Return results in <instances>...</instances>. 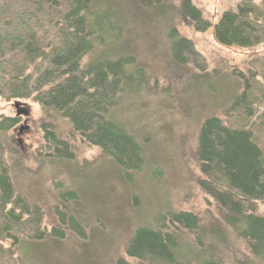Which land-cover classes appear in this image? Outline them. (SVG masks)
I'll list each match as a JSON object with an SVG mask.
<instances>
[{
    "label": "trees",
    "instance_id": "trees-1",
    "mask_svg": "<svg viewBox=\"0 0 264 264\" xmlns=\"http://www.w3.org/2000/svg\"><path fill=\"white\" fill-rule=\"evenodd\" d=\"M172 3L0 0V98L40 106L45 159L59 164L75 161L71 139L59 135L58 125L64 121L70 136L98 148L125 178L143 169L142 141L122 122V117L135 114L123 102L166 92L158 94L152 78L138 64L134 50L140 31L148 38L147 31L165 30L169 78L182 82L186 76L181 84L193 83L192 91L203 86L212 93L228 90L223 77L216 81L222 90L210 85L206 60L176 28V22H182L205 33L211 23L193 0H182L179 7ZM214 36L227 48L253 50L264 45V0H242L225 12ZM192 68L203 77H193ZM251 90L246 78L245 92H234L225 118L209 117L199 132V187L216 204L214 221L203 224L190 212L168 213V225L157 222L156 227L135 231L126 249L129 259L137 264H225V256L217 259L219 252L233 255L232 246L240 242L245 256L264 264V217L258 213V203L264 202V135L258 131L264 113L262 123H256ZM19 118L0 117V264H21L20 254L28 246L62 241L66 231L85 238L79 221L60 212V228L48 232L42 211L17 189V181L31 170L20 159H11L6 150L8 134L20 124ZM239 121L243 126H233ZM66 195L63 200L77 203L75 193Z\"/></svg>",
    "mask_w": 264,
    "mask_h": 264
},
{
    "label": "rangeland",
    "instance_id": "rangeland-1",
    "mask_svg": "<svg viewBox=\"0 0 264 264\" xmlns=\"http://www.w3.org/2000/svg\"><path fill=\"white\" fill-rule=\"evenodd\" d=\"M181 1L172 0V5L179 7ZM193 2L212 28L199 33L182 22H176V28L206 60L210 85L222 90L216 81L223 77L229 88L212 93L203 86L193 87L192 91L193 83L190 87L181 84L188 79L186 76L182 82L169 78L165 30L147 31L148 38L140 31L143 35L137 37L138 49L134 50L138 64L152 78L150 82L158 94L166 93L141 95L139 100L123 102L135 116L122 117V122L139 137L146 151L143 169L129 174L130 178H125L98 148L76 135L70 136V127L64 121L58 125L59 135L71 139L75 161L59 164L45 159L42 110L30 101L25 103L27 106L23 108L28 115L21 116L20 124L9 132L6 147L11 159H20L31 168L17 181V189L31 206L42 211L48 232L60 228V212L79 221L85 238L77 232L66 231L62 241L47 240L35 247L28 246L22 255L19 253L21 264H118L120 260L137 264L127 257L126 249L138 228L156 227L157 222L168 225V213L190 212L203 224L214 221L216 204L199 187L202 180L197 160L199 132L209 117L225 118L234 92H245L247 78L252 83L249 97L257 107L254 108L256 123L263 122L258 131L264 135V121L260 122L264 113V45L245 50L223 47L215 40V25L242 0ZM193 71V77H203ZM153 86L150 85L149 91L152 92ZM188 89L190 91L185 92ZM13 104L0 98V117H16ZM243 124L239 121L233 126ZM261 139L264 141L262 136ZM68 192L75 193L77 203L69 198L63 200ZM258 213L264 217V202L258 203ZM232 249L235 250L233 255L222 251L217 259L225 256V264H259L242 253L240 242Z\"/></svg>",
    "mask_w": 264,
    "mask_h": 264
},
{
    "label": "water",
    "instance_id": "water-1",
    "mask_svg": "<svg viewBox=\"0 0 264 264\" xmlns=\"http://www.w3.org/2000/svg\"><path fill=\"white\" fill-rule=\"evenodd\" d=\"M13 105H14V108L16 110V117L28 115L27 111L23 108V107L27 106L26 104H23L21 102H14Z\"/></svg>",
    "mask_w": 264,
    "mask_h": 264
}]
</instances>
